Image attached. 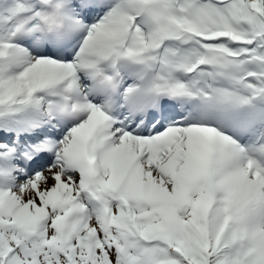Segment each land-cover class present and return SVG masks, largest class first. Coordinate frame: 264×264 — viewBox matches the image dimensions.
I'll use <instances>...</instances> for the list:
<instances>
[{
	"label": "snow or ice",
	"instance_id": "6c2138e0",
	"mask_svg": "<svg viewBox=\"0 0 264 264\" xmlns=\"http://www.w3.org/2000/svg\"><path fill=\"white\" fill-rule=\"evenodd\" d=\"M0 264H264V0H0Z\"/></svg>",
	"mask_w": 264,
	"mask_h": 264
}]
</instances>
